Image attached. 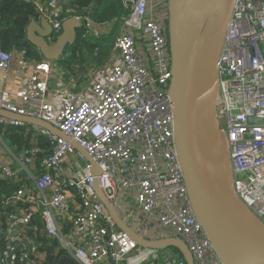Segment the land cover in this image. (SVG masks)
<instances>
[{
    "label": "built area",
    "instance_id": "obj_1",
    "mask_svg": "<svg viewBox=\"0 0 264 264\" xmlns=\"http://www.w3.org/2000/svg\"><path fill=\"white\" fill-rule=\"evenodd\" d=\"M65 1L37 2L40 18L51 28L48 43L60 35L65 19L81 21L69 7L61 18ZM121 3L128 13L121 18L110 60L91 70L78 90L72 81V88L50 87L58 72L50 61L28 62L0 50V79L15 59L23 77L14 93L0 91V109L43 119L75 140L100 167L102 189L121 220L140 237L178 239L194 264H222L193 213L175 152L168 97L169 2ZM218 72L217 111L234 191L264 226V0L235 1ZM34 130L49 137L53 150L42 162L46 172L41 175L32 176L16 161L33 187L8 199L17 207L6 219L2 264L23 262L35 251L25 231L38 213L43 234L57 240L77 264H185L171 248H141L119 231L94 193L84 159L67 142ZM11 166V159L0 163V180L14 177Z\"/></svg>",
    "mask_w": 264,
    "mask_h": 264
},
{
    "label": "water",
    "instance_id": "obj_2",
    "mask_svg": "<svg viewBox=\"0 0 264 264\" xmlns=\"http://www.w3.org/2000/svg\"><path fill=\"white\" fill-rule=\"evenodd\" d=\"M168 0L167 34L171 60L168 97L172 103L173 138L193 213L222 264H264V226L239 200L226 137L218 118V61L236 0ZM79 20L62 22L53 43L48 21H31L27 40L47 61L57 60L74 42ZM6 122L28 125L67 142L89 165L92 188L117 229L141 248L175 249L185 264H194L187 246L174 238L148 241L132 231L105 195L101 169L71 137L51 123L0 109Z\"/></svg>",
    "mask_w": 264,
    "mask_h": 264
},
{
    "label": "trees",
    "instance_id": "obj_3",
    "mask_svg": "<svg viewBox=\"0 0 264 264\" xmlns=\"http://www.w3.org/2000/svg\"><path fill=\"white\" fill-rule=\"evenodd\" d=\"M45 0H0V50L3 52H16L28 62L39 63L45 61L39 51L27 40L26 27L31 21H39L40 12L37 2ZM69 7L71 16H85L91 22L101 25L127 15L128 10L121 0H69L63 4L61 18L67 15L65 9ZM113 50L111 36H92L88 28L81 25L76 30L74 42L68 45L57 60L51 61L58 72L54 77L65 81L73 79L77 84L88 80L90 70H95L108 63ZM0 146L4 156L12 160L14 177L0 180V264L3 252L6 250V219L10 213H15L16 206L8 199L18 190L31 189L32 182L27 172L20 168L16 161L26 164L34 176L46 172L42 166L45 158L52 154L53 145L49 137L28 125H17L8 122L0 123ZM20 208L27 205L18 203ZM69 225H64V233H68ZM25 234L33 238L35 251L28 253V259L15 264H77L76 261L61 247L55 239L43 234V224L40 215L35 214L26 227ZM174 252L177 258L179 253Z\"/></svg>",
    "mask_w": 264,
    "mask_h": 264
},
{
    "label": "crops",
    "instance_id": "obj_4",
    "mask_svg": "<svg viewBox=\"0 0 264 264\" xmlns=\"http://www.w3.org/2000/svg\"><path fill=\"white\" fill-rule=\"evenodd\" d=\"M120 22H121V19H115V20H112L110 22H107V23H104V24H101V25H97V24L91 22L85 16H81V21H80L79 25L83 24V25L87 26L88 33L90 35H92L93 37L95 36L94 33H96V32H98L99 36H102V35L111 36V39H112L113 45H114L115 39L120 34V31H121ZM115 30H116V34H114ZM53 66H55V65H53ZM55 69H56V66H55ZM56 71H58V69H56ZM89 75H91V70L89 71ZM22 79H23V77H22L21 71L19 70L18 60L15 59V61H13V63L10 66V68L8 69V71L4 74V77L0 79V91H2V92L6 91V92H9V93H14L15 91H17ZM69 81H72L73 83H75V87L74 88L76 90L80 89L81 86L84 84V83L77 84V82L74 81V80H69ZM69 81H65L64 79H62L60 77L56 78V77L52 76L51 77L50 87L51 88H56L58 84H61L64 88H66V87L72 88V87H70V82ZM2 153L3 152L0 149V163H3V162H6V161L10 160L8 156H4L3 155L4 153L3 154ZM25 170L29 171L27 166H26ZM64 170H65L64 171L65 174H68V170H67V166L66 165H65ZM31 175L33 176V174H31ZM30 181L32 182L31 178H30ZM31 186L33 187V184H31Z\"/></svg>",
    "mask_w": 264,
    "mask_h": 264
},
{
    "label": "bare ground",
    "instance_id": "obj_5",
    "mask_svg": "<svg viewBox=\"0 0 264 264\" xmlns=\"http://www.w3.org/2000/svg\"><path fill=\"white\" fill-rule=\"evenodd\" d=\"M208 0H206L205 2H206V5L210 8V9H212V5H214L215 4V9L217 10V8H218V6H219V0H215V3L214 4H212L213 2H207Z\"/></svg>",
    "mask_w": 264,
    "mask_h": 264
},
{
    "label": "rangeland",
    "instance_id": "obj_6",
    "mask_svg": "<svg viewBox=\"0 0 264 264\" xmlns=\"http://www.w3.org/2000/svg\"><path fill=\"white\" fill-rule=\"evenodd\" d=\"M116 29H117V28H116ZM95 34L99 35L98 33H94V35H95ZM114 34H116V30H115V33H114ZM8 53H9V52H8ZM89 77H90V75H88V78H89Z\"/></svg>",
    "mask_w": 264,
    "mask_h": 264
},
{
    "label": "clouds",
    "instance_id": "obj_7",
    "mask_svg": "<svg viewBox=\"0 0 264 264\" xmlns=\"http://www.w3.org/2000/svg\"><path fill=\"white\" fill-rule=\"evenodd\" d=\"M40 20V19H39ZM39 22V21H38Z\"/></svg>",
    "mask_w": 264,
    "mask_h": 264
}]
</instances>
